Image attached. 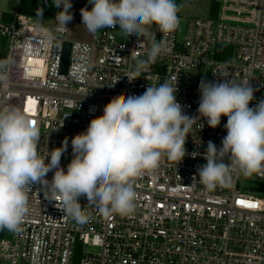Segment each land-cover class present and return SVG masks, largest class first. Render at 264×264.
Segmentation results:
<instances>
[{
    "label": "built area",
    "instance_id": "2783aa9c",
    "mask_svg": "<svg viewBox=\"0 0 264 264\" xmlns=\"http://www.w3.org/2000/svg\"><path fill=\"white\" fill-rule=\"evenodd\" d=\"M217 2L218 18L183 20L178 14V28L160 32L153 41L163 39L167 52L131 82L125 75L135 67L132 54L146 58L153 43L146 34L127 37L117 26L85 42L69 38L68 29L55 32L56 20L48 30L26 16L17 15L13 23L0 18V34L7 38L0 61L8 62L0 68V108L18 107L35 122L42 155L62 147L67 138L60 161L66 172L73 158L72 137L103 115L112 98L140 94L147 85L177 82L176 98L184 113L200 117L201 80L226 74L237 83L250 81L254 99L249 107H255L264 100V0ZM48 31L56 36L52 42L45 37ZM66 42L71 47L64 73ZM223 45L236 48V57L210 60L212 50ZM197 69L202 74L194 77L190 71ZM199 122L186 139L182 161L162 155L156 168L135 178L136 207L127 216L105 217L81 197L82 210L90 217L81 225L63 213L61 200L50 201L39 184L32 186L21 232L0 237V264H264V186L241 185L238 171L212 190L201 184L197 169L206 164L209 141L222 146L227 117L216 128L203 117ZM53 175L54 170L46 178L51 181ZM256 178L264 183V170ZM78 244L83 250L76 263Z\"/></svg>",
    "mask_w": 264,
    "mask_h": 264
},
{
    "label": "clouds",
    "instance_id": "9594fccd",
    "mask_svg": "<svg viewBox=\"0 0 264 264\" xmlns=\"http://www.w3.org/2000/svg\"><path fill=\"white\" fill-rule=\"evenodd\" d=\"M61 9L55 15L62 32L73 20L71 0H51ZM81 8L82 25L96 34L105 28H118L127 37H143L155 25L162 34L176 30L180 19L175 0H88ZM36 15L43 19V10ZM49 42L56 39L45 33ZM167 52L163 39L153 42L146 58L133 53L135 67L126 73L129 81L146 74L158 57ZM8 62L0 61V68ZM217 77L216 73H213ZM4 77L0 76V80ZM147 79V76H146ZM175 86L167 80L147 85L140 94H121L103 108V115L91 119L86 131L71 139L73 158L67 171L60 167L68 139L63 146L42 155L38 151L40 131L18 107L0 108V230L20 233L28 214V194L39 184L45 198L62 201V211L78 224L86 215L81 197L105 216H127L134 212L135 178L158 166L162 155L177 164L186 156V139L200 117L211 128L227 117V135L217 147L209 141L206 164L198 167L199 182L208 190L231 179V171L245 177L264 170V100L249 107L254 99L250 81L237 83L222 74L215 81L201 80L200 117L188 116L177 102ZM199 122V128H203ZM197 153H192L193 158ZM50 157V159H48ZM225 158L229 163H225ZM47 160V162H46ZM54 170L52 180L46 177ZM196 181V177H193Z\"/></svg>",
    "mask_w": 264,
    "mask_h": 264
},
{
    "label": "crops",
    "instance_id": "0c3cea01",
    "mask_svg": "<svg viewBox=\"0 0 264 264\" xmlns=\"http://www.w3.org/2000/svg\"><path fill=\"white\" fill-rule=\"evenodd\" d=\"M71 2L72 8L70 12L74 18L67 24L69 38L89 42L101 30L96 34L89 33L82 25L80 9L87 7L90 10L92 6L88 3V0H71ZM41 9L43 10L42 20L36 15L37 11ZM60 10L52 4L51 0H0V18L4 22L13 23L17 21V15H22L35 22L36 25L48 30L52 29L55 15ZM156 30V26L153 25V30L149 34V38H147L150 43L157 39ZM146 37H148L147 34Z\"/></svg>",
    "mask_w": 264,
    "mask_h": 264
},
{
    "label": "rangeland",
    "instance_id": "374dc122",
    "mask_svg": "<svg viewBox=\"0 0 264 264\" xmlns=\"http://www.w3.org/2000/svg\"><path fill=\"white\" fill-rule=\"evenodd\" d=\"M176 4L179 6L180 10L178 14L181 16L183 20H189L190 18H218L220 12V5L217 0H193L192 2H188L186 0H175ZM153 30V26L148 30L147 38H149V34ZM0 47L1 54L5 53V48L7 47V38L0 34ZM238 50L234 47L230 46H217L214 50H212V54L210 56V60L216 62H230L232 61L236 55ZM190 73L194 77H198L202 74L200 69L191 70ZM241 185H246L247 187H251L253 185H263L264 183L257 182L256 173H254L250 177H245L242 173H240L239 178ZM12 232L7 230H0V237H11ZM75 262L77 263L81 252L83 250V246L78 244L75 249Z\"/></svg>",
    "mask_w": 264,
    "mask_h": 264
},
{
    "label": "water",
    "instance_id": "95a60500",
    "mask_svg": "<svg viewBox=\"0 0 264 264\" xmlns=\"http://www.w3.org/2000/svg\"><path fill=\"white\" fill-rule=\"evenodd\" d=\"M159 36H160V31L156 30V37L158 38ZM70 47H71V45L69 42H66L63 44L61 71L64 73L67 71V67H68Z\"/></svg>",
    "mask_w": 264,
    "mask_h": 264
},
{
    "label": "snow or ice",
    "instance_id": "6c2138e0",
    "mask_svg": "<svg viewBox=\"0 0 264 264\" xmlns=\"http://www.w3.org/2000/svg\"><path fill=\"white\" fill-rule=\"evenodd\" d=\"M32 101L29 100V103H31ZM25 111H28L27 107H25ZM34 122V121H33ZM35 123V122H34ZM243 203V202H242Z\"/></svg>",
    "mask_w": 264,
    "mask_h": 264
}]
</instances>
